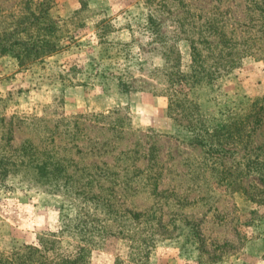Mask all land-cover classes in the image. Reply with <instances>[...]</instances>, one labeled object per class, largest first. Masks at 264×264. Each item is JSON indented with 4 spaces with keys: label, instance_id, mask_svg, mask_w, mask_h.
I'll use <instances>...</instances> for the list:
<instances>
[{
    "label": "rangeland",
    "instance_id": "374dc122",
    "mask_svg": "<svg viewBox=\"0 0 264 264\" xmlns=\"http://www.w3.org/2000/svg\"><path fill=\"white\" fill-rule=\"evenodd\" d=\"M43 1L57 50L29 68L0 55V255L47 246L69 259L79 245L88 264H264V129L255 152H211L181 101L193 100L211 129L212 119H242L264 96L263 59L207 66L201 73L216 77L190 89L168 86L190 65L177 17H217L237 42L251 24L248 0ZM23 2L0 0V33L28 24ZM26 140L53 173L62 161V179L12 173Z\"/></svg>",
    "mask_w": 264,
    "mask_h": 264
},
{
    "label": "trees",
    "instance_id": "16d2710c",
    "mask_svg": "<svg viewBox=\"0 0 264 264\" xmlns=\"http://www.w3.org/2000/svg\"><path fill=\"white\" fill-rule=\"evenodd\" d=\"M23 6L28 14L27 16H23L22 19L23 21H27L28 24L21 28L13 26L9 30L1 31L0 55H7L13 58L18 67L29 68L55 52L57 50V44L50 39L55 25L48 15L47 4L43 0L40 2L25 0ZM35 10H37L36 14ZM247 11L248 17L245 18V21L247 20V23L251 24H247L244 28H241L240 33L243 34V37L237 42L233 38V33L224 30L223 22L221 23L217 17L207 18L205 20L201 16L195 15L201 21L198 24H193L194 16H191L192 13H188V11L181 13L180 17H177L175 20L177 28H174V34L178 36L180 41L189 44L190 65L188 72L185 74L180 73L177 67L175 69L177 79L171 77L168 86H171V84H181L190 89L196 84L210 82L216 76H208L207 74L201 73L205 67L208 66L214 69L226 67L231 69L237 63V60L252 53H257L264 61V0H248ZM188 26H190L189 30ZM189 32L195 34V40H189L193 36V34L189 36ZM207 38H213L215 41L210 42L209 40L208 42L206 40ZM205 55L209 56L210 61L206 62L204 60ZM216 56L219 58L216 59ZM165 67L167 66L163 63L162 69H165ZM170 73L172 74V71ZM146 91L153 94L151 90ZM181 101L189 108V112H186L188 113L187 117L191 119L195 118V125L201 127L204 133L207 134V150L211 152H216L217 150L223 151L222 147L226 144H230L231 146L241 145L244 149L250 147L252 152L260 149L261 144L255 146L253 149H251V145L254 134L260 128L264 129V96L253 101L249 105L246 115L240 120L212 119L213 122L218 123L217 126L220 125L219 129H211L209 125H206V122H209V120L197 114V105L193 100L183 98ZM170 103L171 100H169L168 104ZM181 104L175 102L174 106L180 107L181 111L184 112L186 108L182 109L183 106ZM207 129H210L209 133ZM195 136L200 137L199 134H195ZM14 153L17 155L13 156L15 162L11 164L13 167L12 173H19L20 178L23 177L33 183L48 186L49 184L56 183L58 179H62L63 169L61 158H59L61 162L56 163V167L59 166L60 168L57 172L53 173L49 170L50 163L52 162L51 157L45 151L43 154H40L41 156L37 154V150L31 141L26 140L23 143L21 142L14 149ZM3 158L10 160L6 156H3ZM1 161H3L2 157ZM4 165L6 164L3 163ZM91 175L95 176L92 179L93 181L96 177L97 179L102 178L96 172ZM112 175L108 174L107 177L109 179L107 181H112L110 180ZM153 178L154 180L157 179L154 175L149 177V179ZM110 207L112 208V206ZM154 221L158 225L159 221L156 218H154ZM0 264L88 263L87 252L81 246L76 245L74 254L69 259L60 257L54 253L52 248H48L47 246H44L41 250L28 247L19 253L0 255Z\"/></svg>",
    "mask_w": 264,
    "mask_h": 264
},
{
    "label": "crops",
    "instance_id": "0c3cea01",
    "mask_svg": "<svg viewBox=\"0 0 264 264\" xmlns=\"http://www.w3.org/2000/svg\"><path fill=\"white\" fill-rule=\"evenodd\" d=\"M161 98H162V99H164L163 97H159V96H158V97H156V99H157V100H160Z\"/></svg>",
    "mask_w": 264,
    "mask_h": 264
}]
</instances>
